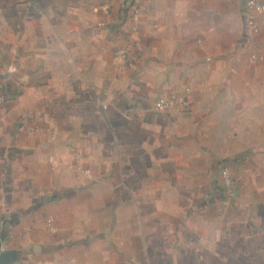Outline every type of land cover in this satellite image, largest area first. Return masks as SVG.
<instances>
[{"label": "crops", "instance_id": "1", "mask_svg": "<svg viewBox=\"0 0 264 264\" xmlns=\"http://www.w3.org/2000/svg\"><path fill=\"white\" fill-rule=\"evenodd\" d=\"M248 1L0 0L2 264H264Z\"/></svg>", "mask_w": 264, "mask_h": 264}, {"label": "built area", "instance_id": "2", "mask_svg": "<svg viewBox=\"0 0 264 264\" xmlns=\"http://www.w3.org/2000/svg\"><path fill=\"white\" fill-rule=\"evenodd\" d=\"M248 6L251 7V8L252 7L256 8L258 12H264V3L258 2L256 0H249L248 1ZM169 105H171V104L167 103V102H161L159 104V107L160 108H167ZM224 175H225V178L228 180L229 179V171L226 170L224 172ZM0 223H1V221H0Z\"/></svg>", "mask_w": 264, "mask_h": 264}, {"label": "water", "instance_id": "3", "mask_svg": "<svg viewBox=\"0 0 264 264\" xmlns=\"http://www.w3.org/2000/svg\"><path fill=\"white\" fill-rule=\"evenodd\" d=\"M1 239V238H0ZM7 254H2L1 253V241H0V264L3 263L4 261V258L6 257Z\"/></svg>", "mask_w": 264, "mask_h": 264}]
</instances>
